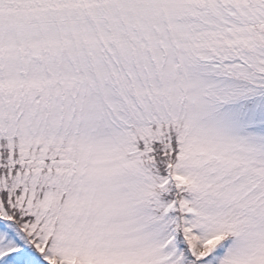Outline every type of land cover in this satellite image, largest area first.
Returning a JSON list of instances; mask_svg holds the SVG:
<instances>
[{"label": "snow or ice", "instance_id": "snow-or-ice-1", "mask_svg": "<svg viewBox=\"0 0 264 264\" xmlns=\"http://www.w3.org/2000/svg\"><path fill=\"white\" fill-rule=\"evenodd\" d=\"M0 264H264V0H0Z\"/></svg>", "mask_w": 264, "mask_h": 264}]
</instances>
